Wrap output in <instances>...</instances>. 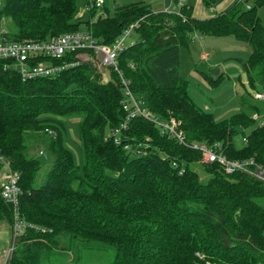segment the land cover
Wrapping results in <instances>:
<instances>
[{
  "label": "trees",
  "instance_id": "trees-1",
  "mask_svg": "<svg viewBox=\"0 0 264 264\" xmlns=\"http://www.w3.org/2000/svg\"><path fill=\"white\" fill-rule=\"evenodd\" d=\"M3 1L16 39H45L85 28L112 43L138 21L134 42L118 56L133 92L139 97L146 93L147 106L161 119L180 120L188 142L221 141L230 157L264 161V126L252 117L264 101L247 90L241 108L218 119L191 97L181 73V49L193 39L192 31L232 34L252 47L243 62L248 83L263 86L264 24L258 10L264 0L207 18L194 16L185 1L178 6L180 0H174L177 6L170 11L138 1L96 19L97 6L86 19L78 15L76 0ZM74 58V52H67L54 62ZM111 71L112 80L104 82L101 69L81 62L54 77L23 81L0 60V153L20 173L19 216L38 226L21 235L10 264H70L44 257L62 233L114 247V259L107 264H264V183L243 172L227 174L217 164H205L209 177L203 180L191 167L200 152L140 116L115 141L110 131L125 111L119 76ZM77 114L83 115L82 165L65 142L64 118ZM48 126L54 129L49 144L54 162L46 182L35 186L41 160L26 152L27 138ZM239 130H249L241 147L233 141ZM175 159L186 163L182 174L172 164ZM13 217V206L0 194V223Z\"/></svg>",
  "mask_w": 264,
  "mask_h": 264
},
{
  "label": "rangeland",
  "instance_id": "rangeland-1",
  "mask_svg": "<svg viewBox=\"0 0 264 264\" xmlns=\"http://www.w3.org/2000/svg\"><path fill=\"white\" fill-rule=\"evenodd\" d=\"M138 1L150 4L151 8L155 11L167 10L175 5L174 0H105L103 3V5L105 4L104 8L98 7L93 18L105 13L112 14L115 7ZM185 2L193 6L192 13L198 18L214 16L220 12L232 9L235 5L247 8L248 4H254V0H186ZM76 3L79 9L78 15H83L86 19L89 18L91 14L86 9V0H76ZM258 13L261 15L260 17H262L261 19L264 24V5L259 7ZM8 25L10 29H14L15 27L14 23L10 20L8 21ZM191 36L193 39L181 49V73L188 80L189 93L198 105L212 112L216 118L222 119L230 116L241 108L242 95L246 94L247 90H251L252 93L256 90V88L251 87L248 83L243 66V62L250 55L252 47L248 41L239 40L232 34L216 36L192 31ZM204 52L209 54L207 60L201 58ZM102 70L106 72L104 76L112 80L110 68L103 66ZM217 70L220 72H217ZM219 73L223 74L220 81L217 84H212V79L217 78ZM104 76H102V81L106 82L103 79ZM135 95L140 99H147L146 93L142 95L144 98L139 97L136 93ZM147 108L150 109L148 106ZM152 113L159 120L162 118L157 113ZM140 117L149 119L146 116ZM172 117L170 116L167 120H170ZM82 119V114L64 118L65 125L67 126L65 142L72 150L75 161L81 165L83 163V153L79 135V124ZM175 119L180 122L179 128L183 132L181 121L176 117ZM149 120L154 123V120ZM119 127H121V123L116 128ZM247 132L249 130H245V132L239 130L234 135L233 141L238 147L243 146V137ZM52 135H54V129L48 126L43 131L31 133V136H33V138H30L31 140L27 138L29 146L26 152L29 155H35L41 160V167L34 180L35 186L46 182L48 173L53 166L54 155L49 148ZM205 166V164L201 163L191 164V167L199 173L203 180L209 177ZM13 224V220L12 222L4 221L0 223V257H2L4 250L11 243H16L17 245L21 242L20 236L14 237ZM59 238V244H52V250L44 254V257L50 255L55 260H65L70 264H107L114 259L116 251L114 247L101 246V243L98 242L86 244L85 241L72 237L67 233H62Z\"/></svg>",
  "mask_w": 264,
  "mask_h": 264
},
{
  "label": "built area",
  "instance_id": "built-area-1",
  "mask_svg": "<svg viewBox=\"0 0 264 264\" xmlns=\"http://www.w3.org/2000/svg\"><path fill=\"white\" fill-rule=\"evenodd\" d=\"M104 2L105 0H86V9L90 10L92 6L101 7ZM183 2L184 0H180L177 5L181 6ZM3 5L4 1L0 0V60L14 67L23 81L38 77H54L59 75L65 68L81 62L94 64L101 69L102 76H104L106 72L102 68L107 66L110 70L117 72L124 94L122 105L125 111V118L121 122V127L110 131V135L114 136L115 141H120L123 130L128 127L132 118L146 116L154 120V123L163 133H168L177 142L198 150L201 154L198 163L217 164L227 174L247 173L264 183V161L258 160L255 156L245 158L230 157L225 150L226 144L221 141H216L212 144L197 141L188 142L184 131L182 132L181 128H179L180 122L175 117L170 120H159L152 113L153 111L147 108L145 101L135 95L131 88L130 80L124 76L123 71L119 67L118 56L121 51L134 42L133 34L138 21L125 27L112 43L101 42L88 29L64 32L45 39H16L11 34L8 25L10 19L3 12ZM177 5L174 6L176 7ZM167 10L170 11L171 8ZM107 14H102V16ZM67 52H74L75 58L54 62L55 58L61 59ZM202 58L208 59L209 54L204 52ZM103 79L107 82L111 78L104 76ZM253 95L256 100L264 101V85L256 89ZM252 117L264 126V106L260 110L254 111ZM172 164L178 169L180 174L186 170L185 162L175 159ZM19 180L20 173L13 169L10 160L0 153V194L14 208V237H21L28 227L38 228V226L27 223L19 216L18 207L20 194L22 193ZM42 229L45 230V228ZM15 249L16 243H11L4 250L2 257H0V263L10 264Z\"/></svg>",
  "mask_w": 264,
  "mask_h": 264
},
{
  "label": "water",
  "instance_id": "water-1",
  "mask_svg": "<svg viewBox=\"0 0 264 264\" xmlns=\"http://www.w3.org/2000/svg\"><path fill=\"white\" fill-rule=\"evenodd\" d=\"M172 8L174 9V8H175V6H173ZM217 72H219V71L217 70Z\"/></svg>",
  "mask_w": 264,
  "mask_h": 264
},
{
  "label": "crops",
  "instance_id": "crops-1",
  "mask_svg": "<svg viewBox=\"0 0 264 264\" xmlns=\"http://www.w3.org/2000/svg\"><path fill=\"white\" fill-rule=\"evenodd\" d=\"M184 1H186V0H184ZM261 16V15H260ZM262 18V17H261ZM262 20V19H261ZM11 229V228H10Z\"/></svg>",
  "mask_w": 264,
  "mask_h": 264
}]
</instances>
